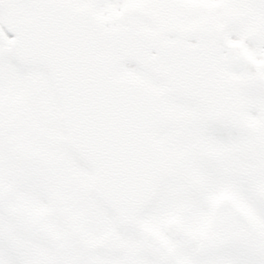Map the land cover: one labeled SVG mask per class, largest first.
<instances>
[{"label":"snow or ice","instance_id":"6c2138e0","mask_svg":"<svg viewBox=\"0 0 264 264\" xmlns=\"http://www.w3.org/2000/svg\"><path fill=\"white\" fill-rule=\"evenodd\" d=\"M0 264H264V0H0Z\"/></svg>","mask_w":264,"mask_h":264}]
</instances>
